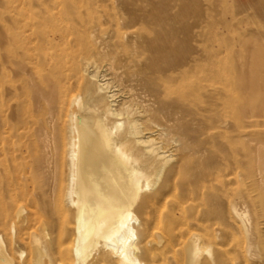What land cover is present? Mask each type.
<instances>
[{
  "label": "bare ground",
  "instance_id": "6f19581e",
  "mask_svg": "<svg viewBox=\"0 0 264 264\" xmlns=\"http://www.w3.org/2000/svg\"><path fill=\"white\" fill-rule=\"evenodd\" d=\"M216 1L0 0V264H233L234 224L264 262V200L231 191V46L193 8Z\"/></svg>",
  "mask_w": 264,
  "mask_h": 264
},
{
  "label": "rangeland",
  "instance_id": "374dc122",
  "mask_svg": "<svg viewBox=\"0 0 264 264\" xmlns=\"http://www.w3.org/2000/svg\"><path fill=\"white\" fill-rule=\"evenodd\" d=\"M256 4V2L234 0L193 4L194 10L201 6L206 12L213 13L215 21L219 23L221 37L231 46V191L233 193L241 191L249 202L257 198L264 200V183L262 177L259 178L262 175L259 173V166L264 163V83L260 81L254 86L247 80V77L253 73L255 64L260 62L258 50L264 48V39L260 38V33L264 30V16ZM241 129L248 131L250 137H240ZM249 166L254 170L252 179L240 175V172ZM262 170L264 174V168ZM30 190L36 194L33 186ZM19 196V202L25 205L22 194ZM252 209L254 212L255 209L251 208L253 215ZM234 227L237 226L234 224L231 229V261L233 264H245L236 253L245 234L239 227L236 229ZM12 228L11 224L10 228L0 224V235L7 241L11 259L17 262L20 256L10 243L14 237ZM16 229L19 230L17 225ZM250 261L254 264H264L260 259Z\"/></svg>",
  "mask_w": 264,
  "mask_h": 264
}]
</instances>
